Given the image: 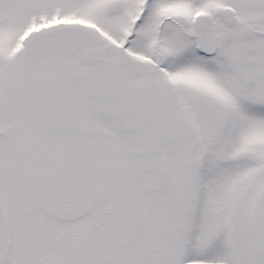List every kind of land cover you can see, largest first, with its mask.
Wrapping results in <instances>:
<instances>
[{
	"label": "snow or ice",
	"instance_id": "6c2138e0",
	"mask_svg": "<svg viewBox=\"0 0 264 264\" xmlns=\"http://www.w3.org/2000/svg\"><path fill=\"white\" fill-rule=\"evenodd\" d=\"M0 264H264V0H0Z\"/></svg>",
	"mask_w": 264,
	"mask_h": 264
}]
</instances>
